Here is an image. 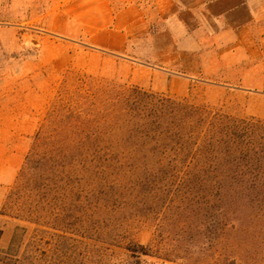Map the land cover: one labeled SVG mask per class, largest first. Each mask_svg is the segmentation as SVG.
I'll return each instance as SVG.
<instances>
[{
  "label": "rangeland",
  "instance_id": "obj_1",
  "mask_svg": "<svg viewBox=\"0 0 264 264\" xmlns=\"http://www.w3.org/2000/svg\"><path fill=\"white\" fill-rule=\"evenodd\" d=\"M159 6V0H0V117L20 121L28 146L0 209V250L16 238L14 264H231V246L247 237L232 229L246 216L221 202L214 180L202 183L200 164H177L169 153L128 154L122 165L70 151L41 153L37 133L59 99L74 94L78 77L153 92L130 81L127 55L114 49L126 39L139 45L161 29L154 21L143 31L125 27L133 19L119 17L125 9L138 7L153 20ZM126 30L132 35L125 37ZM256 63L211 60L223 69L196 76L179 98L264 122V92L247 89L264 86V77L245 76ZM33 148L37 155L27 162Z\"/></svg>",
  "mask_w": 264,
  "mask_h": 264
},
{
  "label": "trees",
  "instance_id": "obj_2",
  "mask_svg": "<svg viewBox=\"0 0 264 264\" xmlns=\"http://www.w3.org/2000/svg\"><path fill=\"white\" fill-rule=\"evenodd\" d=\"M76 82L74 94L59 99L37 133L43 156L70 151L96 163L122 165L128 154L169 153L177 164H200L202 183L214 180L221 202L246 216V224L239 219L232 225L234 234L247 237L231 246V264H264L263 121L89 76ZM36 153L33 148L27 162ZM16 246L13 238L0 250V264L17 261Z\"/></svg>",
  "mask_w": 264,
  "mask_h": 264
},
{
  "label": "crops",
  "instance_id": "obj_3",
  "mask_svg": "<svg viewBox=\"0 0 264 264\" xmlns=\"http://www.w3.org/2000/svg\"><path fill=\"white\" fill-rule=\"evenodd\" d=\"M159 5L162 8L153 20L138 7L127 8L119 16L133 15L125 25L129 29L146 30L152 21L161 28L139 45L132 47L126 39L114 49L127 55L123 65L129 69L133 84L184 97L196 76L223 69L211 67L209 61L227 58L259 62L247 65L245 76L264 77V0H159ZM124 35L132 33L126 30ZM247 89L264 92L263 84ZM26 141L19 120L0 117V209L23 165Z\"/></svg>",
  "mask_w": 264,
  "mask_h": 264
}]
</instances>
